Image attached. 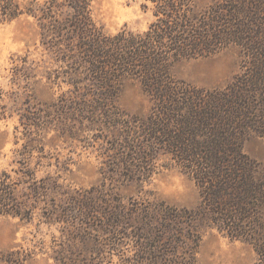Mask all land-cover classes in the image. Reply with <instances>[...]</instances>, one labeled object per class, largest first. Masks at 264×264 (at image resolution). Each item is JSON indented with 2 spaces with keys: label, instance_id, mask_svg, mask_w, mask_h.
Masks as SVG:
<instances>
[{
  "label": "trees",
  "instance_id": "trees-1",
  "mask_svg": "<svg viewBox=\"0 0 264 264\" xmlns=\"http://www.w3.org/2000/svg\"><path fill=\"white\" fill-rule=\"evenodd\" d=\"M94 1L0 0V24L33 18L45 54L62 64L42 71L17 65L15 84L30 88L33 72H42L53 86L72 89L76 97L68 105L97 109L99 117L116 102L122 79L137 77L153 105L142 121L145 148L132 152L138 164L132 163L129 178L135 182L146 176L144 169L157 154L168 155L195 181L201 205L195 210L162 202L117 208L114 222L135 214L151 225L127 235L134 239L136 264H198L201 226L251 241L257 264H264V164L244 151L252 132L264 136V0H208L203 5L198 0H142L155 18L148 30L115 35L95 21ZM229 45L241 47L243 59L240 73L225 88L203 89L175 78L178 62L208 57ZM8 116L0 104V121ZM125 144L131 146L128 140ZM30 180L1 173L0 216L32 219L48 189L33 174ZM21 183L30 184L28 211L15 194ZM87 206L91 211L93 205ZM18 253L0 252V264H24Z\"/></svg>",
  "mask_w": 264,
  "mask_h": 264
},
{
  "label": "rangeland",
  "instance_id": "rangeland-1",
  "mask_svg": "<svg viewBox=\"0 0 264 264\" xmlns=\"http://www.w3.org/2000/svg\"><path fill=\"white\" fill-rule=\"evenodd\" d=\"M198 1L203 5L208 0ZM142 4V0H95L93 16L109 35L143 32L155 18ZM45 53L33 18L0 24V104L6 105L9 115L0 121V175L6 171L13 180L31 181L33 174L48 189L31 220L0 216V252L22 253L24 264H128L130 260L136 264L134 239L127 235L151 225L135 214L114 222L112 213L161 202L195 210L201 205L199 188L170 156L161 153L146 165V176L135 182L129 178L132 163L138 164L132 152L145 148L142 121L153 105L137 77L122 79L116 102L99 117L97 109L83 111L68 105L76 97L72 89L53 86L42 72H33L30 88L15 84L17 65L59 69L62 64ZM242 59L241 47L229 45L214 55L178 62L173 74L198 88H225L240 73ZM104 114L110 118H102ZM127 140L131 146L124 148ZM244 151L264 164V136L252 132ZM28 183L15 190L26 211L33 203ZM201 232L198 264L259 263L251 241L231 239L206 226ZM260 238L258 243L263 242Z\"/></svg>",
  "mask_w": 264,
  "mask_h": 264
}]
</instances>
